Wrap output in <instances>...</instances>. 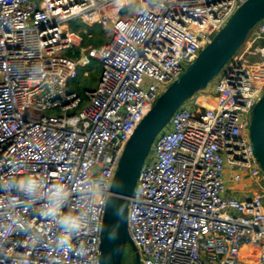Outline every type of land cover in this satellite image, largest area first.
<instances>
[{
  "label": "built area",
  "instance_id": "2783aa9c",
  "mask_svg": "<svg viewBox=\"0 0 264 264\" xmlns=\"http://www.w3.org/2000/svg\"><path fill=\"white\" fill-rule=\"evenodd\" d=\"M245 1L0 0V264L98 263L97 225L126 142ZM75 19L101 26L105 42L83 46ZM93 63L96 85L71 90ZM263 94L264 18L153 141L128 207L141 264H264V173L248 135ZM68 217L77 232L63 231Z\"/></svg>",
  "mask_w": 264,
  "mask_h": 264
},
{
  "label": "water",
  "instance_id": "95a60500",
  "mask_svg": "<svg viewBox=\"0 0 264 264\" xmlns=\"http://www.w3.org/2000/svg\"><path fill=\"white\" fill-rule=\"evenodd\" d=\"M263 18L264 0H247L241 4L138 123L123 148L111 181L101 223L97 264H122L126 245L134 253L135 264H141L139 253L128 234V207L152 143L174 112L205 90L220 74ZM248 135L264 173V94L252 108ZM118 212L122 214L118 215Z\"/></svg>",
  "mask_w": 264,
  "mask_h": 264
},
{
  "label": "rangeland",
  "instance_id": "374dc122",
  "mask_svg": "<svg viewBox=\"0 0 264 264\" xmlns=\"http://www.w3.org/2000/svg\"><path fill=\"white\" fill-rule=\"evenodd\" d=\"M68 28L70 29V30H74V31H80V34L82 35V37H84V39L85 38H87V34H90L91 35V38L90 39H88V40H90V42L89 43H91V45L92 44H94L93 42L96 40H98V41H104L105 39H106V31L105 30H103L102 28H101V26H99V25H94V26H91V27H87V26H85V25H82L81 23H80V21L79 20H72L69 24H68ZM108 34V33H107ZM87 40V41H88ZM102 42H100V44L102 43ZM96 47H98V46H96ZM251 50H253V51H257L258 53H257V55H253V56H251V58H250V60H249V63H252V62H256V61H258V59H259V56H258V54L260 53V51L262 50V47H260V44H257L256 46H254ZM63 55H65V56H70V53L69 52H64L63 53ZM95 68V67H94ZM95 70V69H94ZM91 74H93V75H95V78L97 77L98 78V76H99V74L98 73H96V72H93V73H91ZM98 81V80H97ZM74 82V81H73ZM97 83V82H96ZM72 84V83H71ZM71 84H70V89L71 90H74V89H72L71 88ZM81 84V83H80ZM86 84V83H85ZM96 85V84H95ZM76 86H78L77 84H76ZM80 86V85H79ZM83 86V85H82ZM92 87H94V86H92ZM195 96V95H194ZM194 96L191 98V99H189L188 101H187V104L188 105H190V104H192V100L194 99ZM200 100V99H199ZM191 106V105H190ZM193 109H195V106L193 107ZM239 187V186H238ZM122 264H135V260H134V253H133V251L131 250V248L129 247V245H126V247H125V250H124V255H123V261H122Z\"/></svg>",
  "mask_w": 264,
  "mask_h": 264
},
{
  "label": "clouds",
  "instance_id": "9594fccd",
  "mask_svg": "<svg viewBox=\"0 0 264 264\" xmlns=\"http://www.w3.org/2000/svg\"><path fill=\"white\" fill-rule=\"evenodd\" d=\"M24 188L26 191H28L29 193L32 192L35 188V183L33 181H27L26 183L23 184ZM62 190L58 189L56 193H54V196L57 197L56 201L54 202V206L58 205L60 200H59V196L61 194ZM49 215H55V211L54 208L49 210V213H47ZM118 215H121L122 212H118ZM62 227H63V231L65 233L68 234H72L74 232H77L80 228V222L77 218H72V217H68L65 218L63 220L60 221ZM98 229L102 227L101 224L97 225ZM59 245L62 247H66L69 245V238L68 236H64L61 237L58 241Z\"/></svg>",
  "mask_w": 264,
  "mask_h": 264
},
{
  "label": "trees",
  "instance_id": "16d2710c",
  "mask_svg": "<svg viewBox=\"0 0 264 264\" xmlns=\"http://www.w3.org/2000/svg\"><path fill=\"white\" fill-rule=\"evenodd\" d=\"M91 37H87V38H85L84 39V37H83V46H88V45H90V46H92V47H95V48H97L96 46H101L104 42H105V40L102 42V41H94L93 43L94 44H92L91 45V43H89L90 42V40H88V39H90ZM88 40V41H87ZM100 42H102L101 44H100ZM95 67V68H94ZM95 69V70H94ZM89 70H94V72H96V73H98L99 75H100V72H101V68H100V66H98L96 63H93L92 64V66H90V68H89ZM93 73V72H92ZM98 78H99V76H98ZM98 78L96 77L95 78V75H93V74H90V76H89V78H83V76H82V70H78V72H77V78H76V80L74 81V82H72V84H71V88L72 89H74V90H76L77 92H79V93H81V92H83L84 90H86V89H88V88H92V86H95V84H96V82H97V80H98ZM81 83V84H80ZM86 83V84H85ZM76 84L78 85V86H76ZM80 85V86H79ZM83 85V86H82Z\"/></svg>",
  "mask_w": 264,
  "mask_h": 264
},
{
  "label": "crops",
  "instance_id": "0c3cea01",
  "mask_svg": "<svg viewBox=\"0 0 264 264\" xmlns=\"http://www.w3.org/2000/svg\"><path fill=\"white\" fill-rule=\"evenodd\" d=\"M239 186V187H238ZM228 188L231 190V195H236L237 197H241L243 195L242 191L246 192V184H232L228 183Z\"/></svg>",
  "mask_w": 264,
  "mask_h": 264
}]
</instances>
